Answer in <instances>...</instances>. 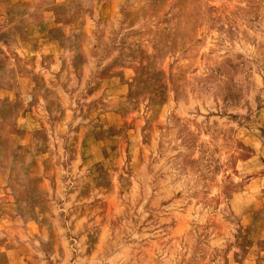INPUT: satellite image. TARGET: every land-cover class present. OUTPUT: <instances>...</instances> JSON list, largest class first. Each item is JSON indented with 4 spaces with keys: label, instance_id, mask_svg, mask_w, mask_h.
Instances as JSON below:
<instances>
[{
    "label": "rangeland",
    "instance_id": "1",
    "mask_svg": "<svg viewBox=\"0 0 264 264\" xmlns=\"http://www.w3.org/2000/svg\"><path fill=\"white\" fill-rule=\"evenodd\" d=\"M0 264H264V0H0Z\"/></svg>",
    "mask_w": 264,
    "mask_h": 264
}]
</instances>
